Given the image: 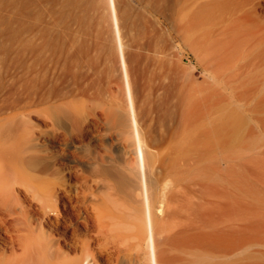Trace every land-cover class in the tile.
Returning <instances> with one entry per match:
<instances>
[{"label": "bare ground", "instance_id": "1", "mask_svg": "<svg viewBox=\"0 0 264 264\" xmlns=\"http://www.w3.org/2000/svg\"><path fill=\"white\" fill-rule=\"evenodd\" d=\"M0 1L10 67L41 100L50 41L38 5L77 23L103 0ZM180 46L204 67L201 80L172 65ZM9 135L2 123L0 264H96L97 254L107 264H264V0H104V167L96 188L78 179L94 225L65 183L40 178L39 190L17 193L2 161Z\"/></svg>", "mask_w": 264, "mask_h": 264}, {"label": "rangeland", "instance_id": "2", "mask_svg": "<svg viewBox=\"0 0 264 264\" xmlns=\"http://www.w3.org/2000/svg\"><path fill=\"white\" fill-rule=\"evenodd\" d=\"M38 8L43 16L41 26L46 29L43 39L50 41L43 52L45 84L41 91L45 97L41 100L37 98L29 100L22 81L21 68L10 67V60L15 53L9 50L8 38L2 28L5 27L2 19L8 17L9 9L2 2L0 3V82L5 90L7 88L11 91L7 92L8 101L3 99L7 98V95L0 89L2 90L0 92V109L2 108L0 125L3 123L8 127L11 135H9L10 143H8L11 154L2 161L7 164L10 174L21 181L16 191L22 196L39 190L40 178H49V181L53 179L50 182L51 185L65 183L72 187V193L75 196L74 209L83 215H89L90 225H94L92 221L94 213L88 205L93 197L87 185L79 183L78 179L87 175L88 183L96 188L91 178H97L96 175L99 174L96 173V165L104 167V0L100 5L84 7L80 11L81 20L77 23L71 15L65 16L63 20L59 19L51 10V5L46 2L39 4ZM74 41L83 43L80 52L73 45ZM23 56L18 55V58L21 60ZM171 63L174 66L178 64L194 66L197 79L203 78L204 67L185 46H180L179 51L171 59ZM51 91L62 97L57 100L53 98L48 100L47 96H50ZM53 93L51 92L52 95ZM2 99L6 100V103ZM59 103L64 104L62 111L57 108ZM8 106L11 107L7 109ZM65 111L75 114L81 131L72 125ZM107 140L115 149L111 140ZM32 141L36 143L33 144ZM31 146L38 149H33ZM26 148L28 151H25ZM43 149L45 151H42ZM35 150L37 151L34 153ZM39 153H44V156ZM98 155L103 156L102 163L96 162ZM45 172L49 175L48 177L41 176L46 175ZM27 184L31 188L30 191ZM85 192L86 199L83 196ZM100 201L97 200V203ZM59 207L63 209L62 202ZM82 227V225L77 226L79 233H83ZM89 228L92 229L91 226ZM75 254L77 253L72 255ZM102 257L99 254L95 256L96 264H107Z\"/></svg>", "mask_w": 264, "mask_h": 264}]
</instances>
